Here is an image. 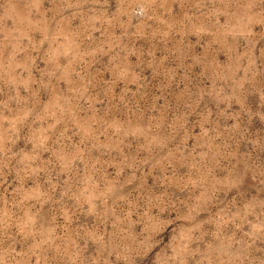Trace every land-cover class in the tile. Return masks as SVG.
I'll return each mask as SVG.
<instances>
[{
    "label": "rangeland",
    "instance_id": "1",
    "mask_svg": "<svg viewBox=\"0 0 264 264\" xmlns=\"http://www.w3.org/2000/svg\"><path fill=\"white\" fill-rule=\"evenodd\" d=\"M0 264H264V0H0Z\"/></svg>",
    "mask_w": 264,
    "mask_h": 264
}]
</instances>
